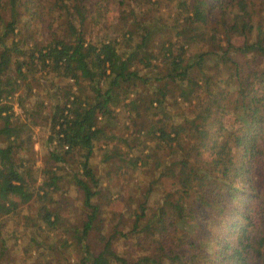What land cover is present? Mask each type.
I'll return each instance as SVG.
<instances>
[{
    "label": "trees",
    "instance_id": "16d2710c",
    "mask_svg": "<svg viewBox=\"0 0 264 264\" xmlns=\"http://www.w3.org/2000/svg\"><path fill=\"white\" fill-rule=\"evenodd\" d=\"M101 5L121 30L93 42L98 24H90ZM173 5L164 21L159 8ZM229 36L244 40L234 48L228 39L230 50L256 54L258 62L234 63L233 94L217 90L211 70L217 61L211 54L219 55L222 37ZM193 47L202 51L190 53ZM40 70L76 87L53 107L47 139L53 161L81 157L75 177L87 210L78 232L81 264H264V0H0V214H14L16 202L36 198L42 204L37 220L53 228L61 219L48 208L43 185L56 188L57 176L45 171L35 190L30 171L16 161L25 125L11 121L10 98L20 88L29 94ZM86 83L92 93L82 101ZM185 100L191 109L180 121L167 106ZM121 107L134 114L127 119L139 132L153 134L154 170L175 189L153 211L142 207L127 233L117 224L104 235L93 201L98 180L88 163L96 144L111 138L107 128ZM89 232L97 252L87 244ZM135 235L143 253L129 258L115 251L120 237Z\"/></svg>",
    "mask_w": 264,
    "mask_h": 264
},
{
    "label": "rangeland",
    "instance_id": "374dc122",
    "mask_svg": "<svg viewBox=\"0 0 264 264\" xmlns=\"http://www.w3.org/2000/svg\"><path fill=\"white\" fill-rule=\"evenodd\" d=\"M159 9L158 15L164 17L165 21L171 17L175 7L161 6ZM98 11L100 14H96L90 24H98L92 29L93 42L106 39L107 36L114 38L117 28L121 30L120 21L116 22L112 11H104L102 5ZM153 14L154 12L149 13L150 16ZM228 39L234 48L241 46L244 41L239 37H222L220 54H217L218 50L211 54L217 60H212L211 70L214 78L218 80L217 90L225 89L227 93L233 94L236 87L231 78L234 63L239 66L249 64L251 67L258 62L254 61L257 59L256 54H239L234 48L230 50ZM32 43L33 41H30L28 45L31 46ZM211 48L208 50L213 51ZM200 51L202 48L193 47L190 53ZM159 71L161 68L150 76L157 77ZM29 83V94L20 88V91L10 98L14 113L12 124L18 128L25 125L19 135L20 151L16 155V161L21 162L26 171H30L32 185L36 191L48 177L45 171H51L57 176L56 188L46 186V182L43 192L47 194L48 208L56 211L61 221L53 228L41 224L36 217L42 204L38 203L36 198L29 202H16L14 214H0V264H81L84 240H80L78 232L87 215L83 206L84 193L75 181V177L82 173L81 157L78 153H72L64 155L63 162L53 161L50 157L52 145L48 144L47 139L48 119L53 107L62 104L65 101L63 94L66 91H76V87L71 86L72 81L41 70ZM90 87L89 83L81 85L79 95L82 101L90 100ZM24 92L26 95H22ZM20 101L24 105L23 109L20 107ZM189 109L191 106L186 100L184 104L170 102L167 106V111L176 115L180 121L185 118ZM27 113L29 116L36 113L37 115L35 118H28ZM133 115L128 116L123 107L116 109L112 120L115 125L107 128L111 138L97 143L89 158V168L98 180L93 201L102 212L100 218L104 235H108L110 228L117 224H120L123 233H127L135 217L140 215L142 207H149V211H153L163 199L162 196L175 189L172 181L159 178L155 172L151 158V155H154L151 149L153 134L139 132L140 126L130 124L127 117L131 118ZM147 122L149 124L151 118H148ZM105 126L106 123H102V127ZM57 151L63 155L65 148L59 146ZM169 154L170 152H166V163L172 160ZM95 237V232L88 233L86 241L91 246V252L100 249ZM137 238L138 235L120 237L116 241L115 251L129 258L143 253L145 248L138 247L135 241Z\"/></svg>",
    "mask_w": 264,
    "mask_h": 264
}]
</instances>
